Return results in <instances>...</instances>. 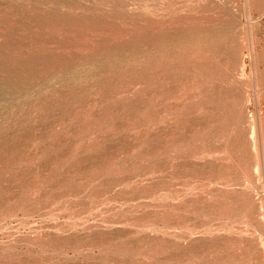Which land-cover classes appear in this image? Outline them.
<instances>
[{
	"label": "rangeland",
	"instance_id": "374dc122",
	"mask_svg": "<svg viewBox=\"0 0 264 264\" xmlns=\"http://www.w3.org/2000/svg\"><path fill=\"white\" fill-rule=\"evenodd\" d=\"M0 264H264V0H0Z\"/></svg>",
	"mask_w": 264,
	"mask_h": 264
}]
</instances>
